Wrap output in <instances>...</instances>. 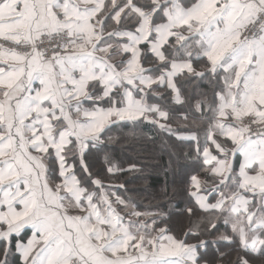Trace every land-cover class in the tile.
Wrapping results in <instances>:
<instances>
[{
    "label": "snow or ice",
    "instance_id": "obj_1",
    "mask_svg": "<svg viewBox=\"0 0 264 264\" xmlns=\"http://www.w3.org/2000/svg\"><path fill=\"white\" fill-rule=\"evenodd\" d=\"M0 264H264V0H0Z\"/></svg>",
    "mask_w": 264,
    "mask_h": 264
}]
</instances>
